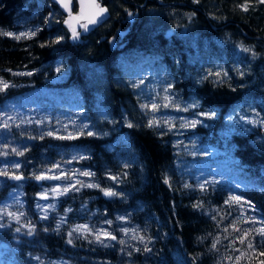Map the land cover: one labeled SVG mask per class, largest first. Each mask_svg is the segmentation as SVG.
I'll use <instances>...</instances> for the list:
<instances>
[{
  "label": "trees",
  "instance_id": "1",
  "mask_svg": "<svg viewBox=\"0 0 264 264\" xmlns=\"http://www.w3.org/2000/svg\"><path fill=\"white\" fill-rule=\"evenodd\" d=\"M101 2L110 11L109 19L74 40L72 29L65 23L45 28L47 16L54 10L60 12L51 0H0V31L16 34L30 22H38L41 27L30 38L0 35V80L9 84L5 92H0V106L7 98L42 85L44 72H51L56 64L62 63L71 72L67 86L79 92L86 107L96 111V98L108 111L106 120L99 118L94 122L96 135H82L73 140L53 137L45 126L0 125V173H7L0 174V204L10 192L17 191L23 194L25 205L21 210L16 206L0 207L20 218L22 214L19 223L7 215L0 219V224L5 225L0 228V264H40L42 257L43 262L64 260L65 264H261L264 142L256 141L252 134L235 133L226 145L227 150L233 151V160L225 149H219L223 158L232 162L235 159L236 165L243 169L246 186L243 192L221 188L226 186L225 182L214 179L202 190L185 184L175 166L170 137L148 126L134 91L119 69V61L131 55L157 58L158 64L172 71L176 87L185 96L199 101L202 109L219 113L211 128L216 132L221 129V118L234 106L264 101V3L259 0ZM241 4L247 5V11L239 7ZM243 48L251 51L245 52ZM227 58L240 59L243 77H237L230 68L231 71H226ZM217 64L226 69H222L223 75L227 73L222 79L215 75ZM17 71L33 75L16 76ZM90 71H94L92 78ZM258 110L264 114L261 104ZM88 114L95 119L96 115ZM129 123L133 127H128ZM20 152L23 155H18ZM72 155L77 156L74 164L80 167V174L74 187L78 192L71 190L62 198L71 199L64 204L71 207L69 224L74 223L75 210L82 216L76 222H88L85 224L107 222L123 215L128 219L131 236L125 249L122 243L115 252L104 247L97 252L90 237L84 236L72 240L74 245H80L74 250L76 246L68 243L73 238L67 234L71 232L69 224L57 227L51 226L49 220H32L37 216L34 199H40L32 193H40L44 185L43 179L35 177L43 176L48 167L67 161ZM16 161L20 162L19 168L14 165ZM85 171H90V175H83ZM13 175L23 179H12ZM166 177L167 185L163 182ZM85 178L99 187L85 186ZM102 189L123 195L106 196ZM233 195L240 196L241 201L228 203ZM196 204L201 207H194ZM93 212L95 216L91 217ZM29 217L34 227L32 235L41 233L37 240L27 235L28 227L20 225V221L28 224ZM16 227L21 232H15ZM123 236L119 234L118 241ZM139 237H144V243ZM249 242L252 248H248ZM145 244L151 252L144 251ZM82 246H94L95 252ZM52 248L54 254L43 252ZM39 255L40 259H36Z\"/></svg>",
  "mask_w": 264,
  "mask_h": 264
},
{
  "label": "rangeland",
  "instance_id": "2",
  "mask_svg": "<svg viewBox=\"0 0 264 264\" xmlns=\"http://www.w3.org/2000/svg\"><path fill=\"white\" fill-rule=\"evenodd\" d=\"M62 17H64L63 20L61 19ZM60 23L64 25L65 16L60 12L58 14L54 10L47 16L45 28L49 29ZM39 30H41V27L38 22H30L25 23L16 34L34 32V35L22 37L30 38L34 37ZM76 30L79 32V37L80 34L89 32V29L85 31L83 27ZM120 61L119 69L134 91L139 108L146 116L148 123L153 124V129L170 137V143L175 153V166L179 169V173L181 172L180 174H182L185 184H190L191 187L202 190L200 185H204L203 189H206L207 184L214 179L225 182L224 185L226 186L221 185V188L227 187L238 190V193L243 192L242 189L246 188L243 169L236 165L237 161L235 162V159L234 162L230 161L233 160V151L231 148L227 150L226 145L228 138L235 133L252 134L255 136L256 141L264 142V114L258 110L260 104L264 108V101L260 102L258 100V103L254 105L247 103L240 104L237 107L234 106L229 114L221 118L219 121L221 129L215 132L211 128H214V122L219 118V113L209 108L202 109V104L199 101L185 96L176 87L175 76L172 71L167 66L158 64L157 58L148 55H131L124 57ZM225 62L227 70L219 67L220 64L215 65L214 72H219L221 74L220 78H224L222 69L226 71L232 70V72L237 74V77H243L240 75L241 72L244 73L240 59L231 60L227 58ZM14 73L16 76L29 77L33 75L32 72L27 71ZM28 73H31V75ZM38 73L40 74L41 72ZM93 73L94 71H90V78L93 77ZM44 76V85H34L28 90L21 91L15 97L5 100L4 104L0 106V125L3 126L5 123L8 125L28 123L39 127L45 126L53 137H64L69 140L80 138L82 135H96L93 126L94 122L99 118L106 120L108 117V111L101 105L102 101L94 99V108L95 110L97 109V113L91 108L89 110L79 92L67 86L69 85L71 72L65 64H56L51 72L45 71ZM5 91L6 89L0 92ZM194 103L197 106L193 107ZM210 112H215V116L210 118L208 115H201V113L207 114ZM88 113L96 115L95 119L93 120L92 114L90 116ZM193 121L201 122L196 123L195 127L185 126L190 125ZM250 121H256V123H251ZM89 132L93 133V135H89ZM219 149L221 151L225 149V152L229 154L230 160L223 158L224 156L220 154ZM76 157V155H72V158L58 163L55 168L48 167L43 173L46 178L42 180L44 185L40 189V193H38L40 199L35 205L37 216L32 220H49L51 226L55 225L57 227L69 224L68 214L71 211V207L66 208L64 204L71 199L62 200V198L71 190L78 192V188H74L79 181L78 176L80 174V167L74 164ZM16 164L20 165V162L16 161L14 165ZM87 172L90 173V171ZM165 180L169 181V178L166 177L163 181L164 183ZM83 181L85 186L93 185L95 187V183L88 180L86 182V178ZM165 184L167 185L168 183ZM54 189L55 191H53ZM65 189L68 190L65 191ZM44 194L47 195V199L42 198ZM75 198L73 196L72 200H76ZM23 204V194L15 191L8 194V199L0 204V207L18 205L17 208L21 210V207L23 209L25 206ZM81 211L87 212L86 209ZM78 212L77 210L74 211V223L69 224L72 240L89 236L93 244L97 246V252L101 251L100 247H104V250L110 249L112 252H115L117 248L120 249L122 243L117 238L121 233L124 235L122 238L123 249H125L127 243H130L128 239L131 236L129 235L130 229H128L127 217L116 215L113 220H110L111 224L102 221L94 224H85L88 222H76L78 220L77 217L82 218ZM90 216L94 217L95 212L91 213ZM21 219L22 214L19 220ZM20 225L28 227V230L29 226L34 229L31 217L28 218V224L26 221H20ZM78 226H87V229L91 231L84 230L83 227L80 232L74 231ZM99 232L111 233L116 236V239H105L102 236L101 239L104 240V243H98L96 242L95 234ZM29 237L37 240L41 237V233L39 236L37 234L29 235ZM74 242L71 245L76 246L74 250H78L80 245L77 243L74 245ZM94 248L93 246V248L84 249H93V252H95ZM43 252L47 255L54 254L55 251L52 248ZM42 258L40 264H65L64 260L56 262L45 260L43 262Z\"/></svg>",
  "mask_w": 264,
  "mask_h": 264
},
{
  "label": "snow or ice",
  "instance_id": "3",
  "mask_svg": "<svg viewBox=\"0 0 264 264\" xmlns=\"http://www.w3.org/2000/svg\"><path fill=\"white\" fill-rule=\"evenodd\" d=\"M56 2L60 3L62 5V7H65V8H68V3L65 2V0H56ZM194 3H197L198 0H193ZM260 3H264V0H259ZM93 7L95 9V11L93 12L92 15H90L87 19H88V23L89 24H96L100 18H102L104 16V14L107 12V8H104V7H101L99 4H93ZM239 7L243 10V11H247V5L246 4H241L239 5ZM133 14L132 13H129V16H132ZM67 23V21H66ZM69 27H72L71 25H69ZM81 27L84 28L85 31L88 30V25L87 24H83L81 25ZM72 32H73V35H72V38L75 40L79 37V32L76 31L75 28H72ZM35 33L34 32H31V33H20L19 35L17 34H14L12 32H3V31H0V35H5V36H10V37H13L14 39H20L22 37H28V36H31V35H34ZM243 51L245 52H250L251 50L248 49V48H243ZM253 55H255V53H253ZM29 75H31V73H28ZM215 75L220 78L221 77V74L219 72L215 73ZM225 76H227V73H224ZM241 76L244 75L243 72L240 73ZM205 79L207 78V76L204 77ZM222 79V78H221ZM219 82V81H218ZM9 87V84L5 81H0V91H3L5 89H7ZM234 90V89H233ZM193 107L197 106L195 103L192 105ZM201 115H208L210 118L211 117H214L215 116V112H210V113H207V114H204V113H201ZM9 119H11V117H9ZM201 121H193L190 123V125H185V126H191V127H195L196 123H199ZM251 123H256V121H250ZM158 123V122H157ZM5 127H8L9 125L7 123H5L4 125ZM149 127H152L153 124H149L148 125ZM128 127H133V125L131 123L128 124ZM89 135H93V133L89 132L88 133ZM12 151H16V149H12ZM18 155H23V152H20L18 153ZM19 164H16L15 167L19 168ZM0 174H4V175H7V173H0ZM83 175H90V173H82ZM12 179H15V180H20V179H23L22 176H17V175H13L11 177ZM37 180H40V179H45L46 177L44 176H36L35 177ZM113 180L116 179V177H112ZM165 183H168L167 180H165ZM88 187H93V185H88ZM95 187H99V185H95ZM185 187H188V185H185ZM201 189L204 188V185H200ZM68 189H65V191H67ZM55 191V189L53 190ZM104 195L106 196H117V195H123L122 193H117L115 191H112V190H104L102 189ZM42 198H45L47 199V195L44 194ZM241 201V197L240 196H231L230 197V200L227 201L228 203H232V202H240ZM194 207H201L200 204H196L194 205ZM9 216L11 217L13 220H16L17 223H19V219L20 217L14 213V212H10V211H7V209H0V219L3 218V216ZM46 218V217H45ZM107 223L111 224V221H107ZM2 227H5L4 224H0V228ZM84 230H87V231H91L90 229H87V226H82ZM82 227L81 226H78L76 229H74V231L76 232H80L82 230ZM33 231L34 229L29 226V231L27 232V235H32L33 234ZM45 231H47V229H45ZM15 232L19 233L21 232V228L20 227H16L15 228ZM259 234L264 236V228H261L259 229ZM69 237L72 236V233H68ZM104 237L105 239H111V240H115L116 239V236L112 235L111 233H108V232H99L97 234H95V238H96V242L98 243H101L103 244L104 243V240L101 239V237ZM244 236L246 237L247 236V233L244 234ZM86 238V237H85ZM139 239L141 240L142 243H144V237H139ZM150 239L149 238V242H150ZM73 241L72 239H69L68 240V243L71 244ZM244 242V239L241 238V243ZM120 243H123V241H120ZM107 246V245H105ZM248 248H252L253 245L251 242L248 243ZM213 247H215V245H213ZM137 251H140V249H137ZM144 251H147V252H151L152 249L151 248H148L147 247V244H145V248H144ZM131 253H129L130 255ZM261 255H264V253H261ZM36 259H39V257H36ZM261 264H264V262H261Z\"/></svg>",
  "mask_w": 264,
  "mask_h": 264
},
{
  "label": "water",
  "instance_id": "4",
  "mask_svg": "<svg viewBox=\"0 0 264 264\" xmlns=\"http://www.w3.org/2000/svg\"><path fill=\"white\" fill-rule=\"evenodd\" d=\"M65 16V25L72 29H79L81 25L87 24L88 29H96L103 25L110 17V11L106 5H104L100 0H65L68 3V8L62 7V5L56 0H51ZM99 4L101 7L107 8V12L96 24H89L88 17L95 11L93 4ZM79 14V16H78ZM67 21V23H66ZM71 25L72 27H69Z\"/></svg>",
  "mask_w": 264,
  "mask_h": 264
},
{
  "label": "bare ground",
  "instance_id": "5",
  "mask_svg": "<svg viewBox=\"0 0 264 264\" xmlns=\"http://www.w3.org/2000/svg\"><path fill=\"white\" fill-rule=\"evenodd\" d=\"M93 126H94V125H93ZM56 165H57V164H55V165L53 166V168H55ZM213 181H217V180H213ZM32 195H33L34 197H36V198L38 197V193H36V192H33ZM34 201H35L36 203L38 202V200H36V199H34ZM15 206L17 207L18 205H14V207H15Z\"/></svg>",
  "mask_w": 264,
  "mask_h": 264
}]
</instances>
